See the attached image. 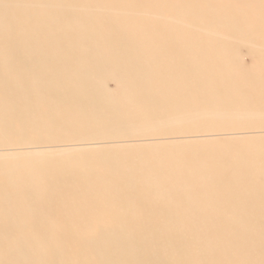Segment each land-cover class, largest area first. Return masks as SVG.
<instances>
[{
  "label": "bare ground",
  "instance_id": "6f19581e",
  "mask_svg": "<svg viewBox=\"0 0 264 264\" xmlns=\"http://www.w3.org/2000/svg\"><path fill=\"white\" fill-rule=\"evenodd\" d=\"M169 1L0 0V112H4L0 113V137L13 133L52 136L70 131L83 132L90 124L98 127H109L112 123L125 126L128 121L131 122L129 127L133 128L132 125L145 126L150 123L148 120L154 115L150 111L145 113L143 105L150 102L151 105L155 103L156 107L158 101L161 105L163 82L159 80L153 86L149 77L153 73H165V70L155 63H147V57L157 53L154 48L147 51L146 41L153 44L156 37L150 34L146 40V37L138 34L139 27L146 26L140 22L142 20L129 16L132 13L129 6L134 4L135 11L136 7L148 10V6L157 2L172 3L173 6L207 5L206 0ZM168 8L170 6L153 8L157 17H149L152 26L178 25L185 18L178 11L166 17ZM147 10L141 13H147ZM148 11L153 13L151 9ZM233 11L240 14L243 10ZM194 20L197 19H189L188 22ZM243 20L239 19L238 22ZM261 20L253 21L254 26ZM253 22L245 23L250 25ZM160 35L166 39L171 36L167 30ZM128 36L137 37L138 42L128 40ZM125 44L130 47H123ZM160 50H168V45ZM169 50L176 55L171 62L173 66L177 56L186 54L192 60L195 53L193 47L184 45ZM110 62H114V66L108 64ZM106 64L107 68H116L131 75L137 99L119 104L105 93H95L84 86L89 74ZM124 65L131 69H124ZM49 69L53 72H47ZM195 71L194 66H190L186 72L188 79L180 80L179 84L184 90L192 87L191 76L206 74ZM205 82L200 80L198 86ZM261 87L259 84L256 88ZM154 92L155 95H152ZM261 95L264 99V93ZM222 98L230 100L227 96ZM228 105L234 111L237 108H233L231 103L218 104L216 101L193 110L187 107L185 113L178 114L177 118L193 119L202 116L205 111H209L208 115L225 119L248 114L264 116V112L255 113L254 109L242 114L228 113ZM6 106L9 108L3 110ZM257 108L262 109V106ZM121 113L126 114L121 116ZM159 116L158 120L166 119V115ZM10 144L2 141L0 147ZM31 156L25 155V166L13 160L8 166L0 164L4 183L24 190L26 194L46 198L64 195L79 206L95 209L96 213L110 211L99 210L96 206L107 199L109 203L119 200L120 212L125 216L132 215L136 200L134 192L145 191L143 199H148L150 189L158 183L144 170L138 172L137 177L116 172L114 168L121 165L116 161L85 160L83 154L57 159L51 153L42 152V159L38 161H44L45 167H37V170L36 166H32L35 160ZM210 157L211 154L207 153L202 157L193 156L191 161L174 159L170 164L178 167L184 160L187 167H191ZM218 158L221 161L229 160L233 167L240 168L241 176L264 166V152L259 151L221 155ZM28 166L33 168L28 169ZM218 170L215 169L214 173ZM186 171L188 176L181 178L197 183L195 179L198 178H193L192 169ZM212 173L211 170H202L195 174H198L199 180L208 183ZM230 176L224 177L230 179ZM90 220L98 224L59 229L63 232H95L92 234L0 235V264H264V221L165 219L161 227H155L145 224L147 222L141 223L140 219L134 217H95ZM117 221H120L118 225L115 223Z\"/></svg>",
  "mask_w": 264,
  "mask_h": 264
},
{
  "label": "rangeland",
  "instance_id": "374dc122",
  "mask_svg": "<svg viewBox=\"0 0 264 264\" xmlns=\"http://www.w3.org/2000/svg\"><path fill=\"white\" fill-rule=\"evenodd\" d=\"M206 1L207 5L198 7L173 6L172 3L168 5L157 2L152 5L153 7L148 6V10L151 9L153 13L138 7L134 11V4L129 6L132 10L129 16L142 20L140 22L145 23L146 26H140L138 34L140 36L142 34L146 40L150 34L156 37L153 44L146 41L147 51L154 48L157 53L155 56L149 55L151 57H147V63H155L165 70V73H153L149 77L153 86L159 80L163 82L161 105L159 101L156 107L155 103L142 104L145 113L150 111L154 115V118L148 120L150 123H146L145 126L132 125L133 128L129 127L131 122L128 121L125 126L112 123L109 127H98L90 124L83 132L70 131L52 136L13 133L0 137V146L2 141L19 144L0 147L2 165L8 166L13 160L25 166L27 165L25 155L32 154L30 158L35 160L32 166H36L38 170L41 166L45 167L44 161H38L42 159V152L51 153L53 158L57 159L83 154L85 160L103 159L120 162L121 165L116 164L118 166L114 170L123 175L137 177L138 172L144 170L155 179L156 183L158 181L156 186L150 189L151 196L144 200L146 192L135 191L134 211L129 216L120 212L119 200L114 201L115 203H109L107 199L100 201L101 203L96 205L97 208L102 211L110 209V211L96 213L95 209L85 205L79 206L64 195L46 198L9 187L4 183V175L0 172V235L14 237L59 233L92 234L95 232H63L59 228L97 225L98 222L90 220L95 217L104 219L134 217L140 219L141 223L147 222L145 224H153L155 227H161L165 219L207 222L227 219L264 221V166L257 167L251 174L241 176L240 168L233 167L228 163L229 160L221 161L218 158L221 155L230 156L239 152L263 153L264 116L253 117L248 114L240 118L233 116L225 119L208 115L209 111H205L202 116L193 119L177 118L178 114L185 113L184 109L187 107H192L193 110L199 106L214 104L216 101L218 104L231 103L233 108L237 107L234 111L231 105H228V113L242 114L253 109L255 113L264 112V99L261 95L264 93L262 91L264 90V0ZM156 6L161 9L162 6H170L166 17L178 11L185 18L178 25L152 26L149 19L157 17L153 10ZM237 9L243 11L237 14L233 11ZM145 10L149 14L141 13ZM193 18L197 20L188 22ZM260 18L262 20L254 26L253 21ZM239 19L244 20L239 23ZM248 20L250 21L247 22ZM251 20L253 23L246 25ZM141 23L139 24L142 25ZM166 30L171 35L168 39L160 35ZM131 37L128 36L127 39L138 42L137 37ZM182 44L184 47H193L194 57L191 60L186 54L179 55L173 66L171 62L176 55L169 49L171 47L178 49L183 46ZM167 45L168 50H160ZM123 47L130 45L125 44ZM114 62L108 64L113 65ZM192 65L196 70L195 73L203 71L206 74L191 76L189 80L192 87L190 85V89L184 90L179 83L182 78L188 79L186 72ZM106 66L108 65L91 72L89 79L84 81V86L95 93H105L119 104L127 100L131 103L135 98L137 99L135 96L137 93L133 92L135 87L132 86L134 82L131 75L128 76L129 74L126 75L121 70ZM127 66L124 65V69H131ZM47 72L53 71L49 69ZM200 80L206 81L200 85L203 88L198 86ZM258 82L262 85L261 88H256ZM130 94L134 97L128 99ZM152 95H155V92ZM225 96L230 100H223L222 97ZM260 106L262 109L257 108ZM6 108L9 107H3V110ZM125 114L121 113V116ZM159 114L166 115V119L158 120ZM207 153L212 157L204 159L205 162H196L191 167H187L184 160L191 161V157H202ZM174 159L184 160L180 167H176L170 164ZM204 163L207 165L205 166ZM32 166H28V169H32ZM188 168L192 169L193 178H198L195 179L197 183L181 178L184 175L188 176L186 171ZM215 169H219L217 173H214ZM202 170L213 172L208 183L199 180L198 174H195ZM224 176H230V179ZM115 223L118 225L120 221Z\"/></svg>",
  "mask_w": 264,
  "mask_h": 264
}]
</instances>
